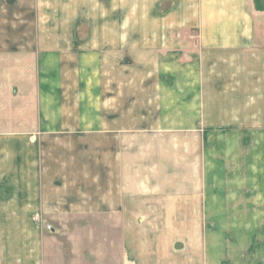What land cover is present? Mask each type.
<instances>
[{
  "label": "crops",
  "instance_id": "0c3cea01",
  "mask_svg": "<svg viewBox=\"0 0 264 264\" xmlns=\"http://www.w3.org/2000/svg\"><path fill=\"white\" fill-rule=\"evenodd\" d=\"M37 1L0 2V22L6 24V18H12L8 25L13 28L11 35L0 34V41L16 43L15 53L30 48L35 41L52 43L41 45L43 49L33 55L40 60V74L31 71L33 59L27 58L23 67L29 66V74L14 79L6 88L18 82L35 93L39 88L50 89L42 103L50 116L42 121L61 129L68 126L66 134L76 144L47 149L43 183L38 184L37 154L45 147L30 145L15 150L0 142V264H163L162 258L147 260L139 255L135 259L134 254H128L138 245L132 237L130 242H114L109 236L119 227L134 226L133 219L138 225L145 216L182 217L181 211L191 218L219 217L221 222L216 225L223 231H227L223 220L236 218L239 225L241 219L254 217L260 208L258 196L244 193L236 173L228 177L222 163L227 148L228 153L230 148L231 154L237 153L235 148L240 147L234 144L246 136L247 107L252 106L255 114L264 113V0H187L189 13L180 17L174 10L169 28L209 23L220 26L222 35L203 34L196 39L197 44L191 35L178 37V41L174 36L169 46L161 44L165 40L159 38L152 46L143 44L146 52L136 65L133 53L140 46L127 34L120 40L108 35L104 42L111 41L109 46L103 45L98 33L68 32L55 35L54 40L46 34H22L27 17L20 8L33 11ZM74 1L67 0V6L56 8H83ZM157 1L161 8L166 0ZM172 1L175 5L177 0ZM16 9L18 15H13ZM168 13L165 10L162 16ZM169 49H182V53L167 54ZM216 57L224 60L215 61ZM245 57L252 59L253 66L244 65ZM11 63L9 66L22 65L19 59ZM103 66L110 73L102 78ZM59 72L63 73L61 78ZM58 89L64 92L58 95ZM135 98L149 106L148 119L137 116L134 104L139 101ZM135 120H150L158 126L168 121L175 133L172 137L193 139L190 152L184 153L179 146L170 154L178 170L181 162L185 163L183 155L189 163V172L182 171L180 181L173 183L178 187H173V192L178 189L173 199H165L169 186L150 171L159 157L156 153L161 154L158 159L165 161L162 163L169 154L148 145L135 154L139 147L133 137L151 133L140 132ZM50 136L56 135L51 132ZM23 154L26 157L20 160ZM15 156L19 161L12 160ZM233 165L226 169L232 170ZM168 200L179 213H164ZM159 226H154L157 231ZM221 245L226 251L214 252L217 264H257L254 241L243 237V241ZM178 249L173 248L177 254Z\"/></svg>",
  "mask_w": 264,
  "mask_h": 264
},
{
  "label": "rangeland",
  "instance_id": "374dc122",
  "mask_svg": "<svg viewBox=\"0 0 264 264\" xmlns=\"http://www.w3.org/2000/svg\"><path fill=\"white\" fill-rule=\"evenodd\" d=\"M21 1L23 2L26 0H20V2ZM62 1L63 3L61 4ZM0 2H2V0H0ZM74 2L76 3L75 5L79 4V6L83 8H56V6H67V0H38L37 5H34L33 11L32 8L31 11L27 8H20V13L22 11L23 15L27 17V24L21 26L20 32L22 34L34 33L35 36H37L36 33L39 35L46 34L50 35L49 38L53 40L56 39L55 35L68 32L78 35L98 33L102 35L103 45L107 44V46L113 44L111 41H109V43L104 42L108 40V35H110V37H117L115 39L120 40L123 37L122 35L127 34L130 39L134 40L133 43L135 46H140L139 50L133 53L132 59L134 65L139 64V58L146 52L142 50L143 44L152 46L157 44V39L159 38L165 40L161 42V44L164 43L169 46L173 45L172 41H174V36H176V40L178 41L180 39L178 37L191 35L195 37L193 40L195 42L197 41L196 39L200 38L203 34H209L212 37L222 35L220 26L214 24L210 25L209 23L193 27L182 25L169 28L174 17V10H177L180 17L189 13L187 7L191 8V5L187 4V0H177L175 1V5L172 0H166L161 4V8L165 7V9L157 7V0H75ZM70 5L75 7L71 2ZM38 7H40L39 10ZM172 7L173 9H171ZM165 10L169 13L162 16ZM12 13L13 15L17 14V9L12 11ZM33 13L35 15L32 16ZM192 13L194 18H198V13L196 14L194 11H192ZM208 15L210 17L214 16L215 11ZM11 20L12 18H6V24H1L0 22L1 35H4V33L11 35L9 31L13 28L8 25ZM68 22L70 23L67 25ZM261 23L264 25L263 20ZM234 30H236V27H234ZM57 39L59 40L60 38L57 37ZM24 44L26 45V42H24ZM49 44L52 43H37V41H35L30 44V48L22 50V52L19 51L18 53L20 54H18L13 51V46L16 45V43L0 41V142L6 145L7 149L15 150H23V148L30 145L45 147L43 153L37 154L39 163L38 170H36L39 178L38 184L43 183V181L41 182L42 174H44L46 170L45 165L49 155V153H46L47 149L60 148L62 145L70 146L76 144V142L70 134H66L69 129L68 126L61 129L58 126H52L53 124L51 122L42 121L46 116H50V114L46 112L48 111V107L42 105L44 102L43 96L49 94L51 92L50 89L39 88L35 93L34 90L30 91L29 87H25V84L20 87L18 82L14 84V87L11 89H7L6 86L12 84L14 79H23L25 73L29 74V66L23 67L24 60L27 61V58L33 59V55H38V50L43 49L40 47L41 45L50 46ZM175 44L178 46L177 42ZM179 44H181V42ZM195 44H197V42H195ZM5 45L11 47H6ZM181 50L169 49V52L166 53L181 54ZM25 54L26 56L24 57ZM72 54L76 53L74 52ZM11 56L15 57V59L11 58ZM18 59L21 61L22 65L9 66V64H12V61H18ZM218 59L221 60L223 58L216 57L215 61ZM245 60V66H253L252 59L245 57L243 62ZM60 61L62 62V59ZM241 65H243V63ZM63 69L60 67V71H63ZM31 71H37V73L40 74V60L33 59ZM109 73L110 71L107 72V69L103 66L102 78ZM62 76L63 73L59 72L58 77L61 78ZM55 92L61 95L64 91L58 89ZM30 95L33 100L30 99ZM134 100L139 101L138 104H134L135 110L139 111L137 116L148 119L149 106L141 104L143 99L135 98ZM144 102H146V100ZM251 108L252 106L247 107V122L245 123L246 136L238 138L239 141L234 144L235 147H240L235 148V152L237 153L231 154V148L228 153L229 148H227V156L223 160L224 163H222V168H225L228 177H230V174L234 175V173H236L238 181L245 189L244 193L256 194L258 196L257 202H260L257 204V207L260 208L258 211L254 212V217L241 219L239 225L238 219L236 218H229V222L223 220L222 225L225 226L224 230L227 228V231H223L216 225L217 222H221V219L216 216L212 218H191L187 215V212L183 211L180 212V214L183 215L182 217H167L163 215L161 218L155 219L152 217L153 215L149 218L145 216L141 219L143 222L142 224L136 225V219H133L134 226L127 225L125 227H119L116 233L109 236L111 241L130 242V237H132L133 242L138 245L134 246L131 251L128 250L127 253L134 254L135 259H137L139 255H142V258L147 260H158L162 258L165 260V262H162L163 264H217L219 260L215 257L214 252L217 250L222 252L226 251L221 249L223 247L221 244L224 245L233 240H235V242H240L243 241V237H246L247 241L251 243L254 241L255 243L254 248L259 255L257 264H264V113L255 114ZM102 123L107 125L106 122ZM133 124L134 126H138L140 132H151L150 136L135 135L133 137L135 138V146L139 147L135 154L141 152V149L146 145L153 146L154 150L157 151L160 149L162 154H169L166 163H162L165 161H160L158 159L161 154L156 153L155 156L159 157H156V160H154L155 165L150 171H153L155 176L158 177L163 184H166L165 186H169L165 192V199H173V193L178 191V189H175V192H173V187L178 188L173 185V183L180 181L179 175H181L180 173H182V171L186 173L189 172V163L183 155L182 160H185V163L181 162L183 165L182 167L178 163V167L180 166L178 170V168L173 166V160L170 154H175L179 146L182 147L184 153L190 152L193 147V139L188 137H172L173 135L175 136V133L170 131V125H172V123L168 121H162L159 125L161 128H159L156 122L150 120L139 122L135 120ZM119 127L121 128L123 126L119 124ZM51 132L56 136L51 137ZM78 139L79 137L76 139L77 142H79ZM81 144L86 143L85 141H81ZM231 144L233 145V143ZM26 154L29 156L28 153ZM23 156L24 157L20 160L26 157L25 154H23ZM12 160L19 161L17 157ZM232 165V170L226 169ZM219 172L222 173V170H219ZM176 174L178 175L176 176ZM223 176L222 179H229ZM20 189L22 192L24 191L23 188ZM166 202L165 214L179 213V211L174 212L172 208L173 204L170 203L171 200ZM82 224L83 222L80 223V225ZM156 224L162 225L159 226L158 231L154 227ZM97 226H99V224H97ZM48 228L51 229V227ZM258 244H261V246ZM193 245H195V249ZM178 246L180 249H178L177 254L176 250ZM139 248L141 249L139 250ZM173 248L176 249L175 252Z\"/></svg>",
  "mask_w": 264,
  "mask_h": 264
},
{
  "label": "bare ground",
  "instance_id": "6f19581e",
  "mask_svg": "<svg viewBox=\"0 0 264 264\" xmlns=\"http://www.w3.org/2000/svg\"><path fill=\"white\" fill-rule=\"evenodd\" d=\"M49 230V228H47Z\"/></svg>",
  "mask_w": 264,
  "mask_h": 264
}]
</instances>
